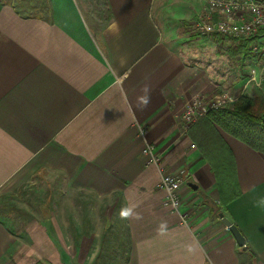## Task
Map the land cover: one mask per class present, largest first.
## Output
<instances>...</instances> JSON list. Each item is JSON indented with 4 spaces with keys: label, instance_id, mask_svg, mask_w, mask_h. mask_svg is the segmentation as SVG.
<instances>
[{
    "label": "crops",
    "instance_id": "0c3cea01",
    "mask_svg": "<svg viewBox=\"0 0 264 264\" xmlns=\"http://www.w3.org/2000/svg\"><path fill=\"white\" fill-rule=\"evenodd\" d=\"M88 4L49 0L46 12L29 15L0 0V195L63 179L74 205L62 229L51 210L48 234L20 227L0 203V264L15 257L27 264L17 256L24 246L38 253L34 264H60L63 256L92 264L105 234L124 237L122 264H264V209L253 206L264 196V155L219 128L242 188L223 207L193 129L184 133L179 124L188 100L233 83L221 38L207 37L218 43L209 58L190 49L171 0H104L108 14L98 23ZM197 7L177 18L191 20ZM145 86L151 100L142 108ZM146 145L161 155L159 164H146ZM164 171L185 179L179 212L163 204ZM78 208L87 220L80 222ZM124 208L132 210L129 219L120 217ZM95 211L105 218L98 230ZM221 212L239 227L246 249Z\"/></svg>",
    "mask_w": 264,
    "mask_h": 264
},
{
    "label": "built area",
    "instance_id": "2783aa9c",
    "mask_svg": "<svg viewBox=\"0 0 264 264\" xmlns=\"http://www.w3.org/2000/svg\"><path fill=\"white\" fill-rule=\"evenodd\" d=\"M203 8L194 22V29L200 36H218L228 48L244 46L248 56L236 55V67L243 66L241 83L216 85V92L211 97L206 93L199 94L187 101L179 117L182 132L187 133L209 112L231 108L252 88L257 87L264 92V0H202ZM193 147L195 145H192ZM143 153L147 157V165L159 164L161 155L153 145H146ZM185 184L179 173L164 171L158 188L164 191L163 204L173 212H179L183 204L181 190ZM184 223L186 214L182 215Z\"/></svg>",
    "mask_w": 264,
    "mask_h": 264
},
{
    "label": "rangeland",
    "instance_id": "374dc122",
    "mask_svg": "<svg viewBox=\"0 0 264 264\" xmlns=\"http://www.w3.org/2000/svg\"><path fill=\"white\" fill-rule=\"evenodd\" d=\"M13 2L17 7L22 8L23 12H38L39 10H34V8H39L43 10V12H46V5L47 0H10ZM104 0H86V2L90 3V18L93 21H96V23L101 22L103 20L104 16H107V10L105 6L103 5ZM194 4H197V6L202 10V0H171V7L170 6V15L171 17L176 21L174 25L177 27H183L184 29L183 35L186 36L188 39L187 44H191L190 49H195L199 52H203V56L206 58L210 57V52H213L215 50L216 45L215 42H210L209 38L205 36H200L199 33H197L194 29V22L198 18L197 12L196 16H194L191 20L185 21V24L182 25L183 21H181L178 16L181 15L182 11H188L191 12L193 10ZM202 6V7H201ZM197 7V8H198ZM177 8V9H176ZM211 37V36H210ZM219 51H222L223 55H226L227 57L231 56L230 54V48L225 46V43L222 42L221 45L218 44ZM215 56L219 57L222 54L215 51ZM230 54V55H229ZM232 59H230V67H231V76L228 78L230 82H234L237 85H239L244 78L243 76V64L241 67H236V64L234 63V59L236 56H231ZM229 57V58H231ZM251 93H248V95ZM211 97L213 93H206ZM193 127V126H192ZM191 127V128H192ZM190 128V129H191ZM190 131V130H189ZM61 179V178H59ZM37 181V180H36ZM53 183V184H52ZM73 195L69 194L66 182L62 180H58L55 182V180L45 183L44 181H37L33 184L30 183L24 187H20L17 191L13 193H7V194H1L0 195V203L3 205L4 209L7 211H11V213L15 216V221L20 227H29V226H37L42 227V230L45 229L49 232L51 231V223H50V216L51 210L53 211V216L55 219H58V226L60 229H62L63 226H66L68 223L72 222V215L71 212L74 210L73 201L71 200ZM45 205L43 208L42 205ZM55 207V208H54ZM88 209V203L85 202V208ZM48 209V210H47ZM78 213V218L81 221L87 220L85 217H83V214L81 213L80 208ZM77 210V209H76ZM71 211V212H70ZM69 213L71 219L70 221L67 220V214ZM94 213V212H93ZM89 214V213H87ZM86 214V215H87ZM87 217V216H86ZM93 216L91 215V218ZM95 220L94 222H91L92 225H95L93 227L94 230H98L99 228H102L104 224V216L99 215L96 211L94 213ZM88 218V217H87ZM79 222V229L82 232L86 231L84 227L82 226V223ZM27 225V226H26ZM39 225V226H38ZM50 230V231H49ZM34 236V235H33ZM36 237L38 235H35ZM48 237V236H45ZM124 237L121 235H104V241L102 243V248L99 251V254L97 258L95 259V262L93 261L92 264H122L123 257L125 256L124 251L126 250L124 248V244L120 243V241H123ZM79 243L81 242V239L77 240ZM76 241V242H77ZM44 253V251H43ZM49 252L47 251V254ZM23 254V255H22ZM21 255L17 256H25L27 257V264H34V257H38V253L34 254L33 250L31 248H26L24 246V252H22ZM64 254L66 255V251H64ZM36 255V256H35ZM43 256H46L45 254H42ZM117 257H121L117 260ZM14 258V257H13ZM12 258V260H13ZM31 258V259H28ZM18 257H15L14 262L11 264H25V262L21 263L20 260H16ZM23 261L24 259L21 258ZM82 262V259L80 260ZM77 258L75 259L73 264H82ZM60 262V260H59ZM39 264H50L49 262H45V259L41 261ZM60 264H68L67 263V256H63Z\"/></svg>",
    "mask_w": 264,
    "mask_h": 264
},
{
    "label": "trees",
    "instance_id": "16d2710c",
    "mask_svg": "<svg viewBox=\"0 0 264 264\" xmlns=\"http://www.w3.org/2000/svg\"><path fill=\"white\" fill-rule=\"evenodd\" d=\"M10 1V0H5ZM48 2L46 10L48 8ZM26 12L29 15L43 13ZM22 11V8H20ZM232 56L245 54L244 46L230 47ZM232 134L264 155V92L254 87L249 95L241 96L231 108L214 110L191 129L203 156L209 161L216 176L220 205L225 207L242 194L234 153L220 129ZM193 134V133H192ZM210 204V202L208 201Z\"/></svg>",
    "mask_w": 264,
    "mask_h": 264
},
{
    "label": "clouds",
    "instance_id": "9594fccd",
    "mask_svg": "<svg viewBox=\"0 0 264 264\" xmlns=\"http://www.w3.org/2000/svg\"><path fill=\"white\" fill-rule=\"evenodd\" d=\"M109 27H110V29H114V28H116V25L112 24ZM142 92L144 93V95H142L138 98L139 105L142 108H146L148 106V104L150 103V100H151L150 89L147 86H145L144 88H142ZM253 206L260 208V209H264V196L258 197L257 199H255L253 201ZM132 215H133L132 210L129 208H124L120 212V217L122 219H129L130 217H132ZM137 218H139V217H137Z\"/></svg>",
    "mask_w": 264,
    "mask_h": 264
},
{
    "label": "water",
    "instance_id": "95a60500",
    "mask_svg": "<svg viewBox=\"0 0 264 264\" xmlns=\"http://www.w3.org/2000/svg\"><path fill=\"white\" fill-rule=\"evenodd\" d=\"M190 185L194 188H196V185L192 182H190ZM220 217L222 218L223 222L227 225V227L230 229L231 233L235 237L238 245L244 249L247 248V241L244 237L243 233L239 229V227L233 223L229 218H227L223 212L220 213Z\"/></svg>",
    "mask_w": 264,
    "mask_h": 264
}]
</instances>
